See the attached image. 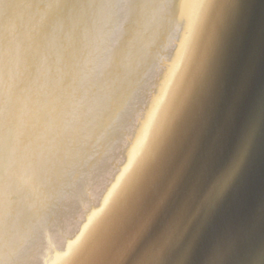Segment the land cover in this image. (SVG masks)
Here are the masks:
<instances>
[{
  "label": "water",
  "instance_id": "water-1",
  "mask_svg": "<svg viewBox=\"0 0 264 264\" xmlns=\"http://www.w3.org/2000/svg\"><path fill=\"white\" fill-rule=\"evenodd\" d=\"M0 264H264V0H0Z\"/></svg>",
  "mask_w": 264,
  "mask_h": 264
}]
</instances>
